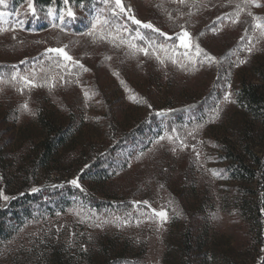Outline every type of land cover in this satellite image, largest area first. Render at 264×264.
<instances>
[{"label":"rangeland","instance_id":"rangeland-1","mask_svg":"<svg viewBox=\"0 0 264 264\" xmlns=\"http://www.w3.org/2000/svg\"><path fill=\"white\" fill-rule=\"evenodd\" d=\"M101 1L90 20L70 2L60 12L34 5L36 15L28 0L17 8L10 0L0 5V209L25 193L70 186L73 179L113 204L99 211L75 205L26 220L0 244V264H102L110 239L129 247L133 262L124 264H178L190 228L201 247L197 264H259L263 182L233 181L225 152L264 154V126L236 101L243 83L264 77V5L123 0L137 19L159 29L145 32L127 12L113 16L114 0ZM68 8L87 21L85 31L74 32ZM34 17L49 28L33 29ZM184 31L190 34L188 49L178 39ZM58 47L79 64L46 51ZM200 103L202 111L193 112ZM43 108L81 115L82 133L51 168L34 170L33 145L42 136L37 113ZM182 108L189 109L175 114ZM162 117L159 133L137 148L130 143L140 123ZM112 147L124 160L114 177L103 186L82 181V171ZM243 203L263 206L258 219L241 214ZM151 209L167 210L166 219Z\"/></svg>","mask_w":264,"mask_h":264},{"label":"trees","instance_id":"trees-1","mask_svg":"<svg viewBox=\"0 0 264 264\" xmlns=\"http://www.w3.org/2000/svg\"><path fill=\"white\" fill-rule=\"evenodd\" d=\"M26 0H10L11 5L17 8ZM264 5V0H259ZM76 7H81L85 15L92 18L96 9L100 8L104 2L101 0H69ZM34 5L42 12H48L50 9H55L56 12L62 11L66 4L65 0H34ZM36 15V14H35ZM35 18V17H34ZM74 32L81 33L85 31L89 24L85 20L68 19ZM32 28L37 30H46L49 28L48 22H44L37 17ZM146 32V29L144 30ZM237 105L244 108L255 122H259L264 126V77L260 82H245L241 85L237 94ZM203 103L192 108L202 111ZM189 108H182L181 111H187ZM70 110V109H68ZM191 110V109H190ZM37 121L42 130V136L34 141L35 156L32 159L34 170L43 168L48 170L53 163L58 160L59 155L64 151L69 143L74 140L76 135L82 133L83 119L81 115L77 116L74 111L70 110L68 114H62L60 111H47L43 108L37 113ZM157 118L155 122L143 121L138 125V129L132 135L131 142L138 147V143L145 142L147 138L153 136L162 130L161 123L157 120H165ZM184 117L181 116L180 121ZM127 140H129L127 138ZM126 141V138L124 139ZM4 141L0 136V150L5 149L2 144ZM116 146V145H115ZM121 147H123L121 145ZM116 147H112L100 156H97L86 168L82 171V181H91L98 185L104 183L114 177L118 169L121 167L122 160L120 152H117ZM228 165L226 172L233 181L237 182H263L264 186V154L256 155L249 154L246 158L233 149L227 148L225 152ZM50 172L52 170H49ZM248 194V193H247ZM263 197V196H262ZM81 205L83 208L94 210H102L103 208H113V204L105 199L91 195L89 192L72 186L63 185L54 188H46L37 193H25L23 196L13 200L7 208L0 209V244L8 241L12 235L19 230L24 222L28 219H34L40 215H55L58 212H66L70 207ZM259 207V211L256 208ZM262 205H253L243 203L241 214L248 218L258 219L256 214L261 210ZM264 235V224L261 230ZM184 238L180 250L182 252L178 264H197L198 250L201 248L197 237L194 236L193 230L190 228L184 233ZM129 247L126 245L116 244L114 239L108 240L104 245V259L102 264H124L125 262H133L129 254ZM201 250V249H200ZM131 253V251L129 252ZM259 264H264V257Z\"/></svg>","mask_w":264,"mask_h":264},{"label":"snow or ice","instance_id":"snow-or-ice-1","mask_svg":"<svg viewBox=\"0 0 264 264\" xmlns=\"http://www.w3.org/2000/svg\"><path fill=\"white\" fill-rule=\"evenodd\" d=\"M68 2H69V0H65L66 4ZM247 2L248 3H252V4H256V0H247ZM4 3H5V0H0V5H4ZM27 6H28V9H29L30 13L32 15H35L36 14V9H35V6H34V0H28V5ZM256 6L259 7L260 5L256 4ZM111 11H112L114 17H118L120 14H123V13L127 12L128 13L127 19L131 20L135 25L142 26L143 28L151 29V30L159 32V29H155L151 22L144 23L141 20L137 19L136 16L131 13V9L130 8H128V9L125 8L123 0H114V7H111ZM249 15H251V13H249ZM3 16H4V12L0 11V17H3ZM67 16L69 18H73V19L75 18V13L71 10V8L67 9ZM59 18H60L61 21H63L65 19L64 15H61ZM103 23L107 24L108 21L105 20V21H103ZM92 27L96 28L97 24L93 23ZM255 27L256 28H261L262 26L260 24H256ZM124 30L127 31V29H124ZM163 35H167V34H163ZM189 35L190 34L187 31H184L178 37L179 42H180V46L183 47L184 49H188L190 47V45L185 42V38L188 37ZM141 38L143 39V37H141ZM121 42H123V41H121ZM132 47H136V46L132 45ZM141 50L144 51L145 55L148 54L147 48H144V49H141ZM247 50L249 52H251L252 48H248ZM46 51L48 53L57 54L58 56L62 57L64 61L74 62L73 57L71 55H69V53L63 47L49 48ZM21 63H23V61H21ZM74 63L79 64L78 61H75ZM24 82L30 87L35 86V82L33 80L28 79L27 77L24 78ZM229 97H230V94H225L224 99L228 100ZM25 107H27V105H25ZM160 114L163 115V113H160ZM163 138H164L163 136L160 137V139H163ZM70 183L72 185H74V186H77V187L80 186L77 179H73L72 181H70ZM36 191H38L37 188H33L32 189V192H36ZM0 195H2V194H0ZM3 198L7 199V197H3ZM144 203L147 204L148 202L145 201ZM137 206H139V202H137ZM151 211H152L154 216H157V217L161 218L162 221H164L166 219V217H167V210L157 211L156 209H151Z\"/></svg>","mask_w":264,"mask_h":264}]
</instances>
